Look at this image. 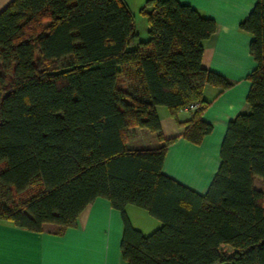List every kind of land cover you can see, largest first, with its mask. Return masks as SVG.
I'll use <instances>...</instances> for the list:
<instances>
[{"label":"trees","instance_id":"trees-1","mask_svg":"<svg viewBox=\"0 0 264 264\" xmlns=\"http://www.w3.org/2000/svg\"><path fill=\"white\" fill-rule=\"evenodd\" d=\"M139 14L148 40L132 47L123 0H13L0 11V220L59 235L104 198L122 215L126 264H264V0L239 25L256 63L250 110L228 124L203 196L162 166L177 138L198 145L212 131L204 88L231 86L202 66L215 23L177 0H147ZM191 104L183 133L164 139L156 107L174 117ZM136 129L162 145L129 149ZM128 205L161 227L144 236Z\"/></svg>","mask_w":264,"mask_h":264},{"label":"crops","instance_id":"crops-1","mask_svg":"<svg viewBox=\"0 0 264 264\" xmlns=\"http://www.w3.org/2000/svg\"><path fill=\"white\" fill-rule=\"evenodd\" d=\"M11 1L0 0V11ZM123 1L135 18L138 38L132 47H136L139 42L148 40L146 22L142 32L144 37L137 29L138 22L142 24L146 20L139 11L147 0ZM177 1L192 7L201 17L214 21L215 32L203 44L202 66L231 84L227 89L204 88L203 99L208 106L202 120L212 126L210 134L198 145L179 137L167 147L164 157L162 173L203 196L217 173L228 124L250 110L247 77L256 63L249 51L252 35L242 31L239 25L248 17L257 0ZM156 113L160 134L164 139H170L183 133L182 124L189 121L194 112L182 110L173 117L167 108L156 107ZM160 145L157 134L141 129H136L127 142V147L133 150L154 149ZM125 214L132 228L144 236L161 227L158 220L138 207L126 206ZM123 230L120 211L113 209L104 198L95 199L80 213L75 227L59 235L30 232L0 220V264H126L120 252Z\"/></svg>","mask_w":264,"mask_h":264},{"label":"rangeland","instance_id":"rangeland-1","mask_svg":"<svg viewBox=\"0 0 264 264\" xmlns=\"http://www.w3.org/2000/svg\"><path fill=\"white\" fill-rule=\"evenodd\" d=\"M139 18H141V17L139 16ZM137 19H138V15H137V17H136V20H137ZM144 20H145V19H144ZM145 22H146V20L143 21L142 24H141V22H138V24H137V29L140 31L141 36H142V32L145 31L144 29L146 28V24H145ZM142 37H144V35H143ZM254 186H255V188H262V186H261V182H260L259 180H255V181H254Z\"/></svg>","mask_w":264,"mask_h":264},{"label":"built area","instance_id":"built-area-1","mask_svg":"<svg viewBox=\"0 0 264 264\" xmlns=\"http://www.w3.org/2000/svg\"><path fill=\"white\" fill-rule=\"evenodd\" d=\"M200 106L198 104H191L189 106H187L184 111H191V112H194L196 111L197 109H199Z\"/></svg>","mask_w":264,"mask_h":264}]
</instances>
